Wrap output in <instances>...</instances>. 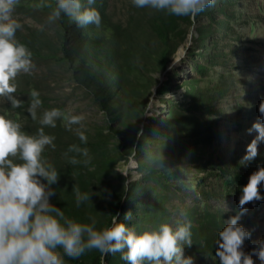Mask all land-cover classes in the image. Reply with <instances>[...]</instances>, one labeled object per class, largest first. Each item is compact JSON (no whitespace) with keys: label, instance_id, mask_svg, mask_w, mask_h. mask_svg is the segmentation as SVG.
I'll return each instance as SVG.
<instances>
[{"label":"rangeland","instance_id":"obj_1","mask_svg":"<svg viewBox=\"0 0 264 264\" xmlns=\"http://www.w3.org/2000/svg\"><path fill=\"white\" fill-rule=\"evenodd\" d=\"M229 1L226 4V14L221 11L224 8L222 3H218L217 8L208 9L216 21L206 12L198 21L194 19L193 24L187 27L185 41L178 47L166 70L161 72L157 67H151V71L147 72L153 85L147 90L146 105L135 108L136 115L132 110L127 113L128 120L142 129L140 136L154 120H158L161 125L171 110L181 115L193 114L205 122L206 126H210L209 131L214 136L209 143L199 144L195 152L198 162H208L209 165L221 164L223 160L245 154L246 145L256 135L254 131L249 133L247 130L258 119V105L261 98H264V0ZM131 5V0H108V12L113 21L125 24ZM15 17L23 30L27 31L26 28L29 27L43 28L56 40V24H48V13L40 9L25 11L17 8ZM215 22L224 26L220 24L216 27ZM202 28L206 29L203 37L199 35ZM33 59L35 68L32 74H19L16 78L17 98L24 97L28 102V92L35 88L47 100L42 109L38 110V118L45 108L72 109L84 115L83 129L91 137L110 134L99 102L90 91L75 82L64 63L47 58ZM190 87L197 93L196 106L190 97L185 96ZM5 104L10 107L7 101L0 99V115ZM199 104L203 105L199 107ZM21 120L24 123L31 122L26 114L22 115ZM59 122L63 125L62 121ZM159 123H155L156 126L159 127ZM111 126L117 128L118 123L114 122ZM149 138H145V144L152 152L157 151L156 138ZM108 141L111 149L119 142L110 135ZM258 149L264 151V143L259 144ZM148 154L149 151L142 150L139 154L132 152L127 157H120L116 152V157H120L118 162H126L129 157L136 162V167L130 169L128 175L120 173L126 178H121L122 188L125 193L131 192L127 195L128 199L122 202L125 210L118 220L132 227L141 203L152 199L150 192L161 193L170 210L169 223L178 218L180 210L191 221L192 244L183 246L184 254L193 258V264H207L205 252L209 247L208 243L224 221L241 211L238 206L241 193L233 191V187L227 188L223 180L209 173L212 169L207 168L194 173L198 178L194 193L185 190L182 183L185 176L167 183L150 177L146 171L138 168V159ZM258 165L246 162L242 167L253 172ZM133 176L138 179H132ZM130 183H133L131 188ZM258 190L264 195V188L259 186ZM245 208L238 223L251 233L250 238L242 245L244 251L250 252L257 240L264 239V200L249 202ZM125 211L131 212L129 221H123ZM102 226L104 225H100ZM119 257L118 252L111 264H123ZM252 258L254 264H259L254 255ZM65 264L75 263L65 259ZM210 264H219L218 259L213 258Z\"/></svg>","mask_w":264,"mask_h":264},{"label":"trees","instance_id":"obj_2","mask_svg":"<svg viewBox=\"0 0 264 264\" xmlns=\"http://www.w3.org/2000/svg\"><path fill=\"white\" fill-rule=\"evenodd\" d=\"M48 2L49 0H21L18 9L25 11L40 9L50 14L51 9L40 7ZM218 3L223 4L224 8L221 11L226 14V4L230 1L217 0L215 8ZM94 7L101 15L99 28L89 25L84 29H77L64 18L56 24L54 36L56 40L44 29L41 30L42 28L29 27L26 28L27 31L21 28L16 33L17 38L33 51L35 58L62 62L70 69L75 82L90 91L99 102L110 131L107 135L91 137L83 129L88 141L82 146L89 149L92 157L90 165L83 166L69 164L64 156L70 144L80 143L75 133L65 130L59 121L55 128H45L46 133L56 138L54 141L56 148L46 147L43 152L44 158L54 165L59 175L56 184L52 186L55 194L51 197V202L60 207L66 216L79 222L88 223L91 216L96 218L98 228L100 225L109 224L112 214L118 213L119 210L120 216L122 215L125 210L122 202L128 199L127 195L131 192L125 193L122 188L121 178L125 177L116 172L115 165L120 157H127L132 152L139 154L142 150L149 151V154L138 159V168L140 171H146L150 177L159 178L167 183L185 176L182 170H192L196 173L207 168L212 169L211 172L207 171L223 180L227 188L233 187V191L240 192L241 186L247 183L252 173L239 163L241 156H234L221 161V164L211 165L196 160L195 152L199 144L209 143L214 139L209 131L210 126H206L205 122L193 114L181 115L171 110L161 125L158 120H154L145 127L140 136L142 129L129 121L127 116L129 110L136 115L135 108L145 106L148 101L147 90L153 85L147 76L151 67H157L161 72L166 70L171 58L187 37V27L193 24L194 19L198 21L205 12L216 21L213 14L207 9L191 19L131 5L129 18L122 24L113 21L108 12V0H96ZM220 24L215 22L216 27ZM199 31L201 37L206 33L205 28ZM40 96L45 103L46 96ZM185 96L190 97L195 106L198 105L197 93L193 88L186 90ZM19 99L28 105L29 99L28 102L24 97ZM5 105L6 107L1 108V115L17 121L23 131L34 134L40 127L38 119L33 120L27 114L25 105L17 109ZM201 105L203 104H199V107ZM24 114L31 119L30 123L22 122L21 117ZM114 122L118 123L117 128L111 126ZM155 123H159L160 126H156ZM109 135L119 141L114 149L108 146ZM152 136L156 138L157 143L158 150L155 152L145 144L147 142L145 138L150 137L151 140ZM116 152L120 154L119 158L116 157ZM254 163L264 166L263 150L258 149L256 158L248 162ZM73 185L79 187L81 192H89L90 200L77 206L72 191ZM131 187L133 183H130ZM150 195L152 199L142 202L140 209L138 208L139 212L137 210L135 213L137 219L132 227L147 226L161 220L169 222L170 210L165 204L164 196L152 192ZM219 229L215 232L217 233ZM216 233L209 241V247L205 252L207 264L216 258ZM245 252L248 253V250ZM114 256L117 257L118 253L102 256L93 249L79 258L65 259L75 264H111L115 261ZM123 264H126L124 260Z\"/></svg>","mask_w":264,"mask_h":264},{"label":"clouds","instance_id":"obj_3","mask_svg":"<svg viewBox=\"0 0 264 264\" xmlns=\"http://www.w3.org/2000/svg\"><path fill=\"white\" fill-rule=\"evenodd\" d=\"M20 2L0 0V99L13 109L24 106L15 95L17 76L31 75L35 68L33 51L16 35L22 27L15 17ZM95 3L96 0H49L40 7L51 9L49 25L67 18L77 29L89 25L99 28L101 15ZM131 3L136 8L194 19L214 7L217 0H131ZM28 97L26 111L40 125L34 134L23 131L17 121L0 115V264H65V257L76 259L93 249L102 256L119 252L126 264H193V258L183 251V246L192 244V224L183 210L172 223L161 220L137 227L120 222V213H115L109 224L98 228L95 217L90 216L88 223L79 222L51 202L55 194L52 186L59 175L43 156L46 147L56 148L55 136L46 133L45 128H55L57 121H62L65 130L73 131L80 142L67 147L64 153L67 162L88 166L92 157L89 149L82 146L88 141L83 131L85 117L72 109L52 107L43 109L38 118V110L43 106L40 92L33 88ZM258 112V119L247 130L256 135L246 145L239 161L242 165L255 159L258 145L264 143V98ZM135 167L136 162L129 157L126 162L116 163L115 170L126 176ZM182 171L185 190L196 192L198 178L192 170ZM258 186L264 188V166L259 165L240 188L241 211L224 221L216 233L215 256L219 264H254L253 255L259 264H264V239L257 240L256 246L246 253L242 245L251 233L238 223L247 203L264 200ZM72 191L77 206L90 200L89 192H81L75 185ZM130 219L131 212L125 211L123 221Z\"/></svg>","mask_w":264,"mask_h":264}]
</instances>
